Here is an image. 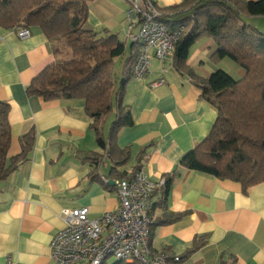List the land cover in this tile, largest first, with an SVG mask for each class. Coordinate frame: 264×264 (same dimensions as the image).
<instances>
[{
  "label": "crops",
  "instance_id": "crops-1",
  "mask_svg": "<svg viewBox=\"0 0 264 264\" xmlns=\"http://www.w3.org/2000/svg\"><path fill=\"white\" fill-rule=\"evenodd\" d=\"M183 1L156 4L165 8ZM245 21L264 32V15H248ZM216 47L207 37L191 47L187 62L198 75L233 70L229 58L211 60ZM55 58L53 45L39 29L21 38L16 30L0 27V101L11 108L9 156L21 152V136L33 128L37 135L29 159L0 182V264H58L51 242L64 226L63 209L87 206L90 217L99 218L119 207L115 184L103 180H117L110 176L113 162L97 143L85 101L27 94L34 77ZM238 73L242 76L241 68ZM160 78L166 82L149 85ZM123 103L131 110L133 125L121 129L116 139L119 148L130 151L119 171L130 175L141 166L156 183L173 179L167 195L164 187L154 192L151 250L182 256L196 236L208 235L207 244L181 264H264V182L244 192L238 181L179 166L217 118L192 78L178 73L172 60L160 64L154 58L145 82L129 80ZM109 127L107 123L106 135ZM92 153L102 160L97 180L91 178L93 164L87 159ZM180 213L181 218L163 223Z\"/></svg>",
  "mask_w": 264,
  "mask_h": 264
},
{
  "label": "trees",
  "instance_id": "trees-1",
  "mask_svg": "<svg viewBox=\"0 0 264 264\" xmlns=\"http://www.w3.org/2000/svg\"><path fill=\"white\" fill-rule=\"evenodd\" d=\"M94 1L0 0V27L16 31L25 28L30 32L37 28L51 42L56 58L34 77L27 94L45 100H84L97 143L113 162L110 176L118 180L129 176L120 172L119 167L129 161L130 151L119 148L116 139L121 129L133 125L131 110L123 100L126 86L134 77L139 47L131 41V52L126 56V40L107 29L96 31L87 27L90 4ZM157 7L161 12L159 19L167 28L179 31L173 67L181 75H189L200 97L217 111L209 134L182 156L179 166L238 181L246 192L250 186L264 182V32L247 23L245 16L264 15V0H184L176 6ZM205 37L217 45L211 60H233L243 71L240 78L224 69L200 76L190 67L187 62L190 49ZM118 59L122 63L119 81L115 73ZM10 109L9 103L0 101V182L29 159L37 136L34 128L21 136V152L10 157ZM87 159L93 164L91 178L99 179L97 171L102 162L99 154L92 153ZM140 169L137 166L130 175ZM165 179L163 187L167 195L173 179L171 176ZM182 215L171 214L163 223ZM208 239V235L196 236L179 260L171 257L168 264H181L206 245ZM110 264L143 263L116 260Z\"/></svg>",
  "mask_w": 264,
  "mask_h": 264
},
{
  "label": "built area",
  "instance_id": "built-area-1",
  "mask_svg": "<svg viewBox=\"0 0 264 264\" xmlns=\"http://www.w3.org/2000/svg\"><path fill=\"white\" fill-rule=\"evenodd\" d=\"M126 12L127 37L139 49L133 65V76L145 82L151 73L152 59L160 64L172 60L179 31H170L159 19L161 12L156 0H128ZM21 38L31 35L28 29L18 31ZM163 71V70H162ZM164 78L149 83L151 87L164 84ZM105 183L110 180L103 177ZM151 180L143 169L115 181L119 207L99 218L90 217L87 206L65 208L64 226L51 242L52 258L58 264H102L109 257L127 263L168 264L173 256L168 252L154 253L150 236L154 225L152 216L154 192L163 187Z\"/></svg>",
  "mask_w": 264,
  "mask_h": 264
},
{
  "label": "rangeland",
  "instance_id": "rangeland-1",
  "mask_svg": "<svg viewBox=\"0 0 264 264\" xmlns=\"http://www.w3.org/2000/svg\"><path fill=\"white\" fill-rule=\"evenodd\" d=\"M129 6L130 3L128 0H96L90 4V15L87 21L88 28L96 31L107 29L112 33H116L122 41L127 40V55L131 42L127 38L126 31V12L129 9ZM227 61H230L229 63H231L230 65H232L233 70L228 71L227 69H223L230 73L234 78H240L241 75L238 73V68L240 69V67L234 61ZM115 73L119 81L121 78L120 59L115 63ZM115 261L116 259L112 256L107 260L109 264Z\"/></svg>",
  "mask_w": 264,
  "mask_h": 264
},
{
  "label": "water",
  "instance_id": "water-1",
  "mask_svg": "<svg viewBox=\"0 0 264 264\" xmlns=\"http://www.w3.org/2000/svg\"><path fill=\"white\" fill-rule=\"evenodd\" d=\"M111 184H114L115 183V181L114 180H111V181H109Z\"/></svg>",
  "mask_w": 264,
  "mask_h": 264
}]
</instances>
